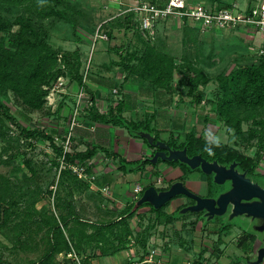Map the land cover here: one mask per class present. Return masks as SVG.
Wrapping results in <instances>:
<instances>
[{"label": "rangeland", "instance_id": "1", "mask_svg": "<svg viewBox=\"0 0 264 264\" xmlns=\"http://www.w3.org/2000/svg\"><path fill=\"white\" fill-rule=\"evenodd\" d=\"M192 1L213 2V0ZM223 1L244 6L248 0ZM35 3L36 0L19 2L0 0V16L5 24L11 25L10 31H0V40L10 48L11 33L17 32L20 27L17 20L22 15L30 16L39 26L41 37L58 53L55 71L59 69L57 73L63 75L68 83L65 91L58 93L54 105H49L45 96L43 106L32 109L23 103L15 91L7 88L0 81V112L8 116L11 136L7 140H0V173L10 178L13 187L23 185L28 193L36 188L40 189L42 196L37 202V207L42 211L50 209L55 211L58 197L67 194L68 190L59 183L60 161L56 158L48 139L23 138L20 135L21 127H41L51 130L56 125L55 121L58 120L61 125L66 122V111L61 104H68L65 101L67 98L71 105L70 102L74 99L70 96L74 95L78 87L71 70L72 65L77 63L75 52L81 55L82 75H84L87 61L90 60L87 76V80L90 81L95 62L99 66L107 65L108 51H113V55H116L115 59L118 60L120 59L118 48L119 52L125 53V51L143 47V41L140 40L134 28L127 27L123 18L126 14L119 15L120 7L113 4L111 0H66L69 18L57 15L43 17L37 13ZM101 24V31L109 35V39L99 38L94 41L95 33ZM253 37V34L246 38L231 32L218 37L205 36L201 32L185 27L179 28L172 22H165L159 25L153 45H157V48L174 60L175 70L171 86L175 92L177 114L185 117L186 126L179 132L180 138L185 140L186 134L194 131L206 139H218L223 144L248 156H260V163L253 175L264 186V148L260 143L261 135L260 133L254 136L250 134L252 129L258 128L254 120L264 118V105L257 108L244 106L237 108L236 115L243 119L241 134L222 120L219 113L215 111L218 99L223 92L219 77L231 73L239 65L264 62L258 52L262 41L260 37L250 40ZM98 52L99 55L102 53L100 58L95 57ZM13 60V65L20 66L25 63L19 59ZM133 63L137 64L138 61L135 59ZM57 73L51 75L50 84H43L47 92L48 87H54L57 84L58 77H55ZM130 77L141 80L137 75L129 74L128 78ZM88 81L86 84L89 83ZM194 82H198L197 89H191ZM199 93L202 94L201 102H197ZM253 115L256 117L253 118ZM31 199L33 196L29 195L27 201ZM182 214L184 215L179 211L177 216ZM188 215L187 217L192 218L194 213L189 212ZM193 221L195 227L196 222L192 218L191 223ZM246 222L248 224V221L240 216L236 217L233 224H236L238 228L232 229L231 233H250L251 230L246 228ZM3 231H0V258L3 261L0 264H30L41 257L43 233L36 235L30 246L22 248L15 245L14 235L10 229L5 228ZM219 246L223 245H160L158 243L149 248V254L153 253V261H145V263L187 264L188 261L194 262L202 254L204 264H214ZM95 252L97 250L92 249L91 254L88 255L97 256ZM145 252L139 254V257H143ZM77 255L79 264H93L88 258H83L82 253ZM223 258L229 264H232L231 258L240 264H251L250 262L257 259V252L245 246L241 251L236 250L233 253L228 251ZM100 259L104 264H117L116 260L108 262L110 258L105 256H101ZM139 261L140 259L132 257L130 263L140 264ZM75 262L74 259L63 254L57 255L56 258V264H74ZM260 264H264V261Z\"/></svg>", "mask_w": 264, "mask_h": 264}, {"label": "trees", "instance_id": "2", "mask_svg": "<svg viewBox=\"0 0 264 264\" xmlns=\"http://www.w3.org/2000/svg\"><path fill=\"white\" fill-rule=\"evenodd\" d=\"M13 1L19 2L22 0ZM215 1L227 5L223 0H213V2ZM35 5L37 13L43 17L57 15L62 18H69L66 0H36ZM123 18L127 23V27L134 28L140 36V40L143 41V47L135 50L123 53L119 52V48L117 49L125 68L130 74L139 76L141 80L148 81L155 87L161 86L168 89L174 77L175 65L173 58L157 48V45H153V42L145 40L141 36L131 13L126 14ZM119 20L124 22L121 19ZM17 23L20 27L17 32L11 33L9 39L11 47H6L4 42L0 40V81L7 88L15 91L24 104L32 109H39L44 104L46 93L48 94L47 90L43 88V84H50L51 75L60 71L59 69L55 71L58 53L41 37L39 26L34 23L30 16H20ZM10 26L5 24L0 16V31H10ZM185 28L199 32L195 27L185 26ZM75 57L77 63L72 65V77L81 85L83 84V73L80 71L82 61L79 52H75ZM13 59H19L25 63L20 66L18 64L13 65ZM135 59L138 61L137 64L133 63ZM53 71L55 72L53 73ZM58 75L59 73L55 74V77L60 76ZM219 81L223 92L218 99L215 111L219 113L222 120L241 134L243 119L236 115L237 108L240 106L257 108L264 105V62L239 65L231 73L220 76ZM197 86L198 82H194L191 89H197ZM201 96L202 94L199 93L197 102L202 101ZM121 101L122 99L117 103L116 109L118 111L122 110ZM98 117L111 122L124 123L136 135L140 130L150 131L149 127L143 126L141 122L122 121V118H118L117 115L115 117L114 115L109 117L99 115ZM255 117L253 115V118ZM254 123L258 128L252 129L250 134L254 136L260 133V143L264 148V118L254 120ZM9 131L8 116L0 112V140L9 139L11 137ZM57 134L60 133H55L52 129L21 127L20 135L23 138L48 139L56 158H58L63 153V147L55 141V135ZM156 139H159L158 135ZM168 143L177 148L187 146L189 155L201 154L209 161L218 160L223 164L236 161L243 169L249 170L251 173L256 171L260 163V156H248L233 147L223 144L218 139H206L198 136L194 131L188 132L185 140L179 144L177 139H170ZM93 154L94 150H88L84 153L73 150V152L67 154V159L69 161L85 160ZM144 162L148 163L149 160L146 159ZM168 162L181 164L186 171L192 170L189 165L180 161ZM59 183L68 189L67 194L58 197L55 211L51 209L42 211L37 207V202L42 196L40 189L36 188L28 193L25 186L17 185L13 187L10 178L0 173V231L5 228L10 229L14 235L15 245L22 248L30 246L36 235L43 233L41 237L43 240V253L38 260L32 261L30 264H56L57 255L72 250H75L77 254H81L84 245H99L101 255H105L108 254L107 245H104L108 241V231L112 233L115 228H119L117 238L122 243H124V235L133 233L127 217H122L113 223H108L105 220L91 221L77 211L73 199V189L75 185L83 187L84 181L74 174L71 169L61 170ZM209 190L213 193L216 192L211 188ZM29 195L33 196V199L28 202ZM134 206L135 203H132L125 212H130ZM164 208L165 206L160 208L152 206V212L157 215L158 220L173 221L175 217L164 212ZM133 214L131 213L130 216ZM231 224L223 225L221 231L228 229L233 225ZM6 234L8 233L6 232ZM257 239V236L250 231L242 239L241 244L243 245L240 246L242 248L247 246L249 249L252 248L256 251ZM140 240L141 246L146 251L148 246L147 234H142ZM117 250L118 247H115L113 252ZM146 253L147 251L140 258V264H146ZM195 262L196 260L193 263ZM0 263H3L1 258Z\"/></svg>", "mask_w": 264, "mask_h": 264}, {"label": "crops", "instance_id": "3", "mask_svg": "<svg viewBox=\"0 0 264 264\" xmlns=\"http://www.w3.org/2000/svg\"><path fill=\"white\" fill-rule=\"evenodd\" d=\"M118 55L120 56V53ZM97 56L100 58L102 53L99 55L98 52L95 57ZM114 56L116 57L113 51H108L107 65L99 66L95 62L93 75L86 84L94 100V106L93 109L90 108L82 113L80 125L75 127L73 150L81 153L94 150V154L85 160L89 161L90 169L97 178L93 186L86 181L83 187L75 185L73 199L77 211L91 221L105 220L113 223L122 217H127L133 233L124 235V243H122L117 238L119 228H115L112 233L108 231V241L104 244L107 245L108 254L101 255L99 245H84L81 256L87 257L93 264H104L101 262V256L110 258L108 262L116 260L117 264H131L132 257L140 259L139 254H143L144 248L141 246L140 238L146 233L148 246L145 260L150 256V246L158 243L160 245H223L219 246L217 255L214 252L217 256L216 263L229 264L224 261L223 256L228 251L232 253L236 250L241 251L240 245H243L241 241L249 233H231L232 229L238 228L236 224L223 232L220 231L218 223H212L209 229L204 228L203 217L195 213L194 216L192 215L196 222L194 227V221L191 223L192 218L187 217L189 213L177 216V213L188 203L187 197L181 195L165 205L164 212L175 217L171 222L158 220L157 215L152 212L151 204L144 203L136 210L125 212L127 207L136 203L144 192L135 191L137 184L143 185L145 190L150 185H156L158 178H162V186L156 187L165 189L173 182L183 180L189 188L205 195L209 190V181L200 169L186 171L181 164H172L163 160L157 164L145 163L144 161L154 153V147L147 139L132 133L124 123L111 122L98 117L117 115L122 121L141 122L143 126L149 127L155 137L158 135L159 139L167 143L170 139H177L178 144L184 141L180 138L179 132L186 127L185 117L177 114L172 86L166 89L161 86L155 87L148 81L128 78L130 73L121 61V56L118 60ZM91 57L92 55L90 59ZM117 87L124 97L121 101V111L116 109L117 103L114 100V88ZM70 97L75 101V93ZM65 101L68 104L61 101V105L66 111V122L61 125L58 120L55 121L56 125L52 128L55 133L63 134L66 131L73 110L74 101L70 102L71 105L67 98ZM103 187H107L108 191L102 190ZM131 213L134 214L130 216ZM245 225L248 228L247 224ZM258 242L257 239L256 244ZM115 247H118V250L113 252ZM92 249L97 250L95 252L97 256L88 255L91 254ZM195 260L196 264H204L202 254ZM231 262L240 264L234 258H231Z\"/></svg>", "mask_w": 264, "mask_h": 264}, {"label": "built area", "instance_id": "4", "mask_svg": "<svg viewBox=\"0 0 264 264\" xmlns=\"http://www.w3.org/2000/svg\"><path fill=\"white\" fill-rule=\"evenodd\" d=\"M113 4L119 6V15L131 13L133 21L139 33L145 40L153 42L156 38L158 27L161 23L172 22L175 26L183 28L185 26L195 27L205 36H223L225 33H235L249 38L250 34L256 40L260 37L261 44L258 52L264 58V0H248L244 6L236 3L221 4L215 2H200L192 0H111ZM102 24L98 27L94 41L109 39V35L101 31ZM90 60L86 64L83 75V84L77 87L73 110L67 122L66 131L63 134L55 135V141L62 145L63 153L58 157L60 161V173L62 169L69 168L81 180L88 182L91 186L95 184L97 175L90 169L87 160L69 161L67 154L73 152L75 127L80 125V117L85 110L94 106V100L86 88L87 76L89 74ZM68 81L63 75L58 77L54 87H48L46 96L49 105H54L59 92L65 91ZM120 89L114 88L115 102L122 98ZM163 179L158 178L156 186L160 187ZM102 190L108 191L107 187ZM137 193L144 191V186H135ZM154 252V251H153ZM74 259V264H79V256L72 250L68 253H61ZM153 261V253L145 260ZM187 264H195L188 261ZM217 264V263H214Z\"/></svg>", "mask_w": 264, "mask_h": 264}, {"label": "water", "instance_id": "5", "mask_svg": "<svg viewBox=\"0 0 264 264\" xmlns=\"http://www.w3.org/2000/svg\"><path fill=\"white\" fill-rule=\"evenodd\" d=\"M138 135L147 139L148 143L154 147V153L147 159L149 162L157 164L163 161H180L191 167V169L201 168L206 174H214V182L218 185L231 181V188L227 191H218L213 196L201 195L187 186L182 180H177L165 189H159L156 185L147 187L141 197L137 200L134 210L144 203H149L155 208L167 205L176 197L181 195L195 200V203L186 205L181 209V213L193 212L202 214L207 221L215 219L217 216H226L227 221H234L236 217H241L248 221L247 227L258 238L256 245L257 259L251 264H260L264 261V186L246 177V172L240 173L235 169L238 164L232 162L230 167L220 164L218 160L209 161L201 154L189 155L188 147L177 148L165 140L156 139L150 131L140 130Z\"/></svg>", "mask_w": 264, "mask_h": 264}, {"label": "flooded vegetation", "instance_id": "6", "mask_svg": "<svg viewBox=\"0 0 264 264\" xmlns=\"http://www.w3.org/2000/svg\"><path fill=\"white\" fill-rule=\"evenodd\" d=\"M220 163V162H219ZM220 164H223V163H220ZM223 165H226L227 167H230L231 163L229 164H223ZM197 169H200L202 171L201 168H197ZM235 169H237L240 173H243V172H246V177L250 178L252 181H255V182H258L260 184V182L257 180V178L254 177L253 173H251L249 170H245L243 169V167L238 163L235 167ZM203 172V171H202ZM204 173V172H203ZM206 174V173H204ZM207 178H208V181H209V189H214V190H218V191H227L229 190L232 186H231V181L230 180H227L224 184L222 185H218L214 182V174H206ZM183 181V180H182ZM261 185V184H260ZM263 186V185H262ZM215 193V192H214ZM213 192H210V190L207 191V193L204 195V196H213L214 195ZM202 195V194H201ZM189 201L186 205H190V204H193L195 203V200L191 199V198H187ZM185 205V206H186ZM231 213V211H228L226 217L225 216H217V218L215 217V219L213 220H209L207 221L206 218H203V227L204 228H207L209 229L212 225V223H218L219 225V229L221 231V228L223 225L225 224H228V223H232L233 224V221H227L226 218L229 216V214ZM196 214V213H195ZM197 215H201L202 214H197ZM221 217V218H219ZM198 220V218H197ZM196 220V221H197ZM247 221V220H246ZM247 223V222H246ZM231 224V225H232ZM233 226V225H232ZM232 226H230L228 229L232 228ZM224 230H227V229H224ZM224 230H222L221 232H223ZM258 245V243L256 244Z\"/></svg>", "mask_w": 264, "mask_h": 264}]
</instances>
